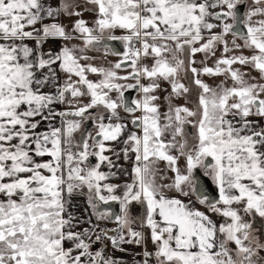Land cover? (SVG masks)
Returning a JSON list of instances; mask_svg holds the SVG:
<instances>
[{
    "label": "snow or ice",
    "instance_id": "obj_1",
    "mask_svg": "<svg viewBox=\"0 0 264 264\" xmlns=\"http://www.w3.org/2000/svg\"><path fill=\"white\" fill-rule=\"evenodd\" d=\"M261 121L264 0H0V264H264Z\"/></svg>",
    "mask_w": 264,
    "mask_h": 264
},
{
    "label": "crops",
    "instance_id": "obj_2",
    "mask_svg": "<svg viewBox=\"0 0 264 264\" xmlns=\"http://www.w3.org/2000/svg\"><path fill=\"white\" fill-rule=\"evenodd\" d=\"M84 18L86 20H91L92 19V15L86 13ZM59 43H61V42H58L57 47L59 46ZM69 43L70 44H73V43L79 44V41H72V42H69ZM93 55H96L98 57V59L100 57H102V55H97V54H93ZM108 59L115 60L112 57H109ZM85 201H86V197H84V196H76V197H74L73 204L75 205V207L72 210L77 215L83 213L84 208L86 207ZM197 207H199L200 210H202V211L205 210L199 204H197ZM139 211H140L139 205H134L133 206V213L138 215ZM213 219H217V218L214 216ZM138 223H139V221H137V224ZM106 226L108 228H115L116 225L114 223H107ZM124 247L127 249V252H120V251L114 250L109 255H113L115 258L120 259L122 261V264H135L136 261H139V260L142 259V256L138 255V253H142L143 252L144 245L137 246L135 244H129V245H124ZM147 248H148L149 251H152L153 250V245H151V243H148Z\"/></svg>",
    "mask_w": 264,
    "mask_h": 264
},
{
    "label": "flooded vegetation",
    "instance_id": "obj_3",
    "mask_svg": "<svg viewBox=\"0 0 264 264\" xmlns=\"http://www.w3.org/2000/svg\"><path fill=\"white\" fill-rule=\"evenodd\" d=\"M241 8H242V11H243V9L244 8H246V5H242L241 6ZM229 39H231V37H229ZM238 43H242L241 41H237ZM93 54H97V55H102L101 53H93ZM236 54H240L239 52L238 53H236ZM243 54L244 55H251V52H249L248 50H244L243 51ZM201 57H202V54H199ZM110 57H112L113 59H116V57H114V56H110ZM109 58V57H108ZM101 59H104L103 57H100L98 60H96V61H99V60H101ZM96 61H95V63H96ZM211 62V61H210ZM241 69H243L244 71H246V73H247V75L245 76V78L246 79H249L251 76H257V73L254 71V70H252V69H250V68H246V67H244V68H241ZM257 78H258V76H257ZM126 95L127 96H129L130 98L131 97H134L135 96V93L134 92H129V93H126ZM194 99H195V95H194ZM252 119H258V118H256V117H253ZM262 123H263V121H261ZM93 159V162H94V158H92ZM196 175L199 177V182H200V187L207 193V195L209 194V186L207 185V183H206V181H203L201 178V176L203 175L205 178H207L208 179V181L210 182V184H211V186H212V189L214 188L215 189V185L213 184V182H212V180H211V177H209V176H206L205 174H204V170L203 169H197L196 170ZM201 175V176H200ZM213 191V190H212ZM213 194V193H212ZM209 197H210V199H214V195H209ZM193 199H195V197H193ZM202 206V205H201ZM203 207V206H202ZM204 208V207H203ZM248 219H251V218H248ZM253 223H254V226H255V229L257 230L256 231V235H258V236H264V219H262V218H259V217H256L255 218V220L253 221ZM114 250L113 249H111L110 250V253L109 254H111L112 252H113Z\"/></svg>",
    "mask_w": 264,
    "mask_h": 264
},
{
    "label": "rangeland",
    "instance_id": "obj_4",
    "mask_svg": "<svg viewBox=\"0 0 264 264\" xmlns=\"http://www.w3.org/2000/svg\"><path fill=\"white\" fill-rule=\"evenodd\" d=\"M201 59H203V56L201 57L200 55H198L197 56V60H201ZM96 63L97 64L105 63V60L101 59L99 61H96ZM208 63H209V65H211L212 60H209ZM237 67H239V66H237ZM241 70L246 73V71H244L243 69H241ZM257 76H258V74H257ZM203 79L205 80L206 83H208V84H210L212 86H216L217 84H219L223 80V77H208V76H205V77H203ZM184 82L187 83V81H184ZM231 84H232L231 80L226 81V85L227 86H231ZM165 87H167V85H165ZM193 98H194V96H193ZM189 106L191 107L192 105H189ZM263 123H264V121H263ZM163 167H165V166L162 163L161 164V168H163ZM169 175H170V173H169ZM120 182H122V180Z\"/></svg>",
    "mask_w": 264,
    "mask_h": 264
},
{
    "label": "water",
    "instance_id": "obj_5",
    "mask_svg": "<svg viewBox=\"0 0 264 264\" xmlns=\"http://www.w3.org/2000/svg\"><path fill=\"white\" fill-rule=\"evenodd\" d=\"M132 98V97H131ZM201 176V175H200ZM202 178V180L203 181H206V183H207V185L209 186V194H208V196L209 195H214V198H216L217 197V193H216V190L213 188L212 189V186H211V184H210V182L208 181V179L207 178H205L203 175L201 176ZM213 190V191H212ZM213 193V194H212ZM210 198V197H209ZM112 211L114 212V213H118V205H115V204H113L112 205Z\"/></svg>",
    "mask_w": 264,
    "mask_h": 264
},
{
    "label": "built area",
    "instance_id": "obj_6",
    "mask_svg": "<svg viewBox=\"0 0 264 264\" xmlns=\"http://www.w3.org/2000/svg\"><path fill=\"white\" fill-rule=\"evenodd\" d=\"M97 247H99V245H97ZM112 248L109 246V248H108V250H107V253L109 254L110 253V250H111Z\"/></svg>",
    "mask_w": 264,
    "mask_h": 264
}]
</instances>
